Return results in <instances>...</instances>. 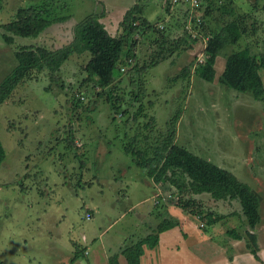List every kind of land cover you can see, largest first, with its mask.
Wrapping results in <instances>:
<instances>
[{
  "label": "rangeland",
  "instance_id": "374dc122",
  "mask_svg": "<svg viewBox=\"0 0 264 264\" xmlns=\"http://www.w3.org/2000/svg\"><path fill=\"white\" fill-rule=\"evenodd\" d=\"M43 1L47 9L65 19L51 23L36 37L13 35L12 43H6L2 25L19 7ZM224 1L214 0L212 17H208L211 30L230 20L218 11ZM102 3L106 12L100 21L109 33L118 35L126 11L139 5L151 24L159 19L163 38L155 33L133 35L138 41L134 48L137 63L130 62L121 72L115 67L114 71L115 96L123 102L118 113H112L106 100L108 89L84 80L82 67L88 60L84 53L73 54L62 64L58 81H52L46 70L32 72L0 105V142L5 150L0 165L2 264H78L72 263L78 257L81 264H111L109 259L119 248L144 237L164 218L177 219L166 210L176 206V198L169 195L177 188L154 183L123 150L134 136V145H142L144 135L151 130L156 131L153 135L166 132L167 123L177 111L175 143L229 170L252 187L261 196L259 212L264 216V96L255 99L249 92H237L218 81L225 56L231 51L248 47L252 54L264 55V0L232 2L238 13L251 14L248 33L219 53L211 82L194 73L199 57H205L209 34L192 29V24L191 30L187 28L188 4L170 7L165 0H0V82L17 65L16 49L35 45L55 49L68 44L74 26L97 4L100 11ZM253 22L254 29L250 26ZM184 23L186 33L198 38L187 50ZM155 39L167 43L179 39L182 44L146 73L132 74L135 65L146 64L159 49L153 44ZM186 66L189 72L182 75ZM260 74L264 82V68ZM138 76L145 82L144 93L140 101H135L141 87ZM102 90L104 95L97 97L96 92ZM79 97L80 102H74ZM140 104L142 110L138 109ZM122 109L127 113L120 115ZM193 196L205 207L226 215L219 221L222 225L213 227L217 239L228 236L227 226L234 228L241 222L237 200L215 201L209 194ZM86 213L91 214L90 219L85 218ZM191 216L196 225L186 220L183 226L188 234L187 246H197L204 263L215 254L220 259L222 250L199 237V228L207 224ZM243 231L240 227L239 232ZM82 248L87 255L81 253Z\"/></svg>",
  "mask_w": 264,
  "mask_h": 264
},
{
  "label": "trees",
  "instance_id": "16d2710c",
  "mask_svg": "<svg viewBox=\"0 0 264 264\" xmlns=\"http://www.w3.org/2000/svg\"><path fill=\"white\" fill-rule=\"evenodd\" d=\"M200 1V6L193 10L191 17L192 29H198L205 35L208 33L209 37L203 50L205 54L203 62L196 64L194 73L211 82L215 77L214 64L219 53L226 47L236 44L242 36L248 33L247 19L252 16L250 13H238L233 6V0H225L218 7V11L230 17V20L223 21L218 29L212 28L211 30L208 17H212L214 0ZM169 5L172 7V4L169 3ZM46 7H49L46 5V1L37 5L19 7L13 18L2 25L4 41L9 44L12 43L13 35L36 37L51 23L65 19L56 16L53 9ZM166 10L169 13V9ZM105 12L104 4L102 3L100 11L97 4L93 12L86 15L74 26L73 39L62 47L50 49L43 45H35L22 46L16 49L14 57L17 65L0 82V105L9 99L17 85L28 79L32 72L46 70L52 81H58L56 76L62 64L73 54L81 55L84 53L88 56V60L82 67L86 73L84 80L93 82L94 85L103 90L108 89L109 93L106 100L110 103L112 113H118L119 106L123 102L121 97L115 96L116 90L113 86L115 67H119V72H121L123 67H126L130 62L137 63L134 48L138 45V41L137 38H134V34L148 36L150 33H155L159 34L161 39L163 38V31L158 27L160 25L159 19L156 20L155 24H151L144 16V7L133 5L126 11L119 23L122 31L118 35H112L100 21ZM254 23L250 26H253ZM185 24L182 26L184 34L187 35L183 38L186 41L184 44L185 49H190L198 38H192L190 33H186ZM153 44L159 45V49L156 53L154 52L155 55L150 57L146 64L140 67L135 65L132 71L135 72L132 74L146 73L149 67L151 68L166 60L167 54L177 50L182 42L179 39L168 43L164 40L155 39ZM263 68V54L259 56L252 54L248 47L231 51L225 56L224 68L218 77V81L237 92H249L255 99H260L264 96V82L260 74V70ZM188 72L189 67L186 66L182 70V75L188 74ZM144 83L143 79H138L137 84L141 87L135 93V101H140L141 94L144 93V88L142 89ZM103 90L96 92V96L102 97L105 92ZM80 100L81 97L75 98L74 102L78 103ZM138 109L142 110L141 104ZM126 113L127 110L122 109L119 114L124 115ZM179 114L180 111H177L171 121L167 123L166 132L153 135L152 133L156 131L151 130L148 135H144L145 143L142 145H134L135 136L131 138L129 143L124 145V152L130 155L133 163L143 169L146 176L154 183L175 186L177 191L171 193L169 197L176 198V206L196 216L203 224H207L205 227L201 226L205 231L208 226L221 221L226 215L218 214L211 208L205 207L203 202L193 195L209 194L215 201L237 200L240 205L242 217L240 216L239 219L241 222L237 227L228 229L226 234L231 238L245 239L251 253L255 258H258L257 237L254 230L261 219L259 195L229 170L175 143V124ZM131 120L135 122L137 118L133 116ZM4 158L5 150L0 142V165ZM234 212L237 213L238 211L231 213ZM177 224L178 221L175 218H164L151 233L124 247L121 254L128 264H140L144 248H154L159 242V234L177 226ZM240 227H244L243 234L239 232ZM109 260L111 264H118L115 256ZM0 264H2L1 260Z\"/></svg>",
  "mask_w": 264,
  "mask_h": 264
},
{
  "label": "crops",
  "instance_id": "0c3cea01",
  "mask_svg": "<svg viewBox=\"0 0 264 264\" xmlns=\"http://www.w3.org/2000/svg\"><path fill=\"white\" fill-rule=\"evenodd\" d=\"M233 2L235 3V0H233ZM234 3H233V6H234ZM260 199H261V196H260ZM261 203H262V200L260 204ZM166 210L172 216H176V218L178 219L176 220L180 224L166 231L161 232L159 234V242L154 248H144V252H143V255L141 256L140 264H181L183 262H185L186 264H264V216L263 214H261V219L259 223L256 225L255 230H254V232H256L257 230V233L255 234L257 237V244H258V252H257L258 258H255L254 255L251 253V251L247 247V243H244L245 239L243 238L235 239L229 236H225V238L223 239L225 241H223L222 239L221 240L217 239L215 235H213V233H216L213 227H215V225H222V223L217 222L213 225L208 226L207 228L212 229L211 232H209V230L205 231L199 228L200 227L199 225L198 227L200 231V233H198L199 237L201 239L203 238L208 239L210 242H212L213 248H219L223 252V256H221L220 259L215 254L214 257H211L208 263H204L201 253L196 248L197 246H192L191 248L187 246L186 239L188 238V234L183 226L185 225L184 222L186 220L191 221L192 219L191 214L189 215L185 211L184 212L179 211L177 206H173L170 208L168 207ZM185 213H187L188 215H185ZM191 222L193 223V221ZM193 225H196V224L193 223ZM153 229H151L149 233H151ZM226 229L228 230L230 228H228L227 226ZM138 239H141V238H138ZM240 243H242L243 245L240 246L239 245ZM237 246L239 247L237 248ZM121 250L122 248H119L117 252L114 253V256L116 257L118 264H128L123 254H121ZM81 251L83 255L88 254L86 249L82 248ZM180 251H182V253H180ZM77 252L78 251L76 250V253L73 256L74 258L77 257L78 255ZM77 261H78V264H81L82 260L80 257H78L74 261L72 260V263L77 262ZM92 262L93 261H88V264H97V263H94V262L92 263Z\"/></svg>",
  "mask_w": 264,
  "mask_h": 264
},
{
  "label": "built area",
  "instance_id": "2783aa9c",
  "mask_svg": "<svg viewBox=\"0 0 264 264\" xmlns=\"http://www.w3.org/2000/svg\"><path fill=\"white\" fill-rule=\"evenodd\" d=\"M165 2H168L172 5L174 4H179V3H182V4H188L189 5V9H188V13H189V19L187 20V28L189 30H191V24H192V21H191V17H192V14H193V10L194 8L198 7L200 5V0H165ZM190 26V28H189ZM194 30H197V29H194ZM207 40H208V37H207ZM206 40V42H207ZM198 62H203V57L200 56L199 57V61ZM86 219H90L91 218V214L89 213H86V216H85Z\"/></svg>",
  "mask_w": 264,
  "mask_h": 264
}]
</instances>
